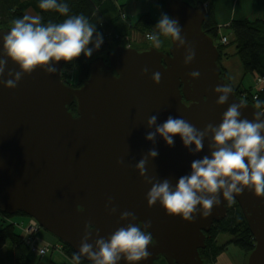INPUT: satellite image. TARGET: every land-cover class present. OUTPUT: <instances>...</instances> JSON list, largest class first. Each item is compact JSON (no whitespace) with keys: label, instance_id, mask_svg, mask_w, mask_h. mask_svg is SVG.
Listing matches in <instances>:
<instances>
[{"label":"water","instance_id":"water-1","mask_svg":"<svg viewBox=\"0 0 264 264\" xmlns=\"http://www.w3.org/2000/svg\"><path fill=\"white\" fill-rule=\"evenodd\" d=\"M164 11L180 28V39L169 37L167 52L115 47L106 59L88 64L87 78L75 88L61 80L66 62L50 61L54 72L38 67L9 89L6 82L15 80L20 69L4 51L10 28L0 29V60L6 61L0 75L1 213L33 219L75 254L85 236L98 250L97 240L107 241L118 229L136 224L153 237L149 255L139 264L159 259L203 264L199 250L205 248V234L225 218L228 200L218 194L220 203L209 215L198 205L191 220L183 221L167 215L159 202L150 206L146 196L153 184L165 180L175 188L191 174L193 161L211 158L213 133L207 131L200 152L194 145L186 148L179 136L172 146L159 135L153 141L146 136L169 117L205 132L208 125L222 123L232 104L239 106L240 120L262 122L264 111L238 99L233 90L224 104L218 103L223 93L216 87L230 86L221 77L217 47L202 30L206 5L167 0ZM156 72L159 82L152 79ZM152 116L157 119L150 128ZM152 150L155 158L149 155ZM234 197L254 241L246 264H264V197L250 188ZM124 212L131 215L123 217ZM80 258L93 264L87 255ZM117 264L129 262L121 258Z\"/></svg>","mask_w":264,"mask_h":264},{"label":"clouds","instance_id":"clouds-1","mask_svg":"<svg viewBox=\"0 0 264 264\" xmlns=\"http://www.w3.org/2000/svg\"><path fill=\"white\" fill-rule=\"evenodd\" d=\"M38 7L45 11L54 10L67 18L60 23L45 25L41 23V15L25 14L13 21L3 38V46L7 58L17 64L20 71L16 73L15 80L6 82L9 89L16 87L22 74H30L38 67L45 68L49 73L54 72L56 69L49 66L50 61L67 63L78 59L82 53L85 58L92 56L93 47L89 45L93 43L96 30L84 15L69 16L68 4L59 0H39ZM155 27L157 31L147 35L154 47L161 46V37L180 39L178 22L167 14L159 18ZM102 43L103 37L97 33L94 48L99 49ZM188 59L191 60L192 57ZM5 63L6 61L0 60V75L4 72ZM192 75L198 76L199 73L193 72ZM152 79L159 82L160 73H154ZM215 91L223 93L218 99V103L222 105L228 100V93L232 89L225 85L217 86ZM256 107H260L259 99ZM238 109L237 104H232L224 113L222 123L216 127L208 125L205 132L198 131L182 118L169 117L166 122L156 126L155 132L148 133V141H153L159 135L168 146H172L174 137L179 136L186 148L194 145L195 151L200 152L203 138L210 130L214 144L211 158L206 156L202 160L193 161L191 174L181 177L175 188L167 180L153 184L146 196L150 206L159 202L167 215L190 221L198 205L203 215H209L212 207L220 203L218 194L233 201L234 193L238 195L245 188H250L256 197H264V136L261 135L264 121L240 120ZM156 119V116H152L148 120L150 128L156 125ZM257 119L259 120V115ZM149 155L155 158L157 152L152 150ZM144 163L141 160L138 164L142 175ZM129 215V212L123 213V217ZM146 227H150V224ZM152 239L150 232L139 225L130 224L118 229L107 241L103 238L97 240L98 250H93L85 236L80 254H73L72 260L75 264H80V255L83 254L93 264H117L121 258L129 264H139L149 255L147 249Z\"/></svg>","mask_w":264,"mask_h":264},{"label":"trees","instance_id":"trees-1","mask_svg":"<svg viewBox=\"0 0 264 264\" xmlns=\"http://www.w3.org/2000/svg\"><path fill=\"white\" fill-rule=\"evenodd\" d=\"M160 1L164 6L167 0ZM183 1L196 5L198 3H206L208 0ZM59 2L68 4L70 9L69 16L84 15L96 30L93 35V43L89 45V47H93L92 56L85 58L82 54L78 59L66 63L62 68L61 80L70 87H78L87 78V66L94 59L99 57L106 59V54L115 47L133 48L130 42L132 31L141 33L144 38L145 35L157 31L155 26L159 21L158 19H153L150 15L144 14L132 24L122 12V6L116 4V0H59ZM38 4L39 0H0V29L11 28L13 21L27 14L29 10L35 15H41V23L45 25L48 23H60L67 18L54 10H41ZM211 12V10L208 11L202 30L213 39L219 51L218 62L221 68V77L226 83L228 82L227 84L232 88L234 95L238 99L252 105L259 111H264V20H253L251 22L248 20H233L227 26L226 36H224L223 33L221 35L218 34L220 29L217 26L213 12ZM123 16L125 17L124 19ZM105 28L108 33L104 30ZM97 33L105 38H103L104 41L99 49L94 48ZM221 38L227 40L226 44L220 43ZM161 39H164L165 44H167L166 46L164 45L163 49L168 47L169 37H161ZM229 46L232 47V52L228 50ZM147 48L149 47L146 46L140 49L136 47L133 49L145 50ZM235 59L237 65H235L236 71L234 73L236 75L239 73V77H242V80L239 85L232 87L228 81L225 62L231 65V61ZM73 70L76 73L77 82L75 84L70 83ZM245 77L252 78L254 80L253 85L244 86L242 81ZM258 80L263 81L261 89H257ZM257 99L260 101L259 108L256 107ZM69 111L75 112L73 105L69 108ZM226 209L225 218L212 225L210 238L204 243L205 248L199 250L200 258L203 257L201 259L203 264H216L217 258L226 251L228 245H234L243 251L246 259L253 250L254 241L238 205L232 201L227 204ZM17 215L24 216L23 214ZM11 217L0 212V245L7 247V255L13 264H31L29 256L33 253L29 245L11 223H6V220ZM219 236H228L229 239L225 243L219 244ZM54 240L60 243L61 252L65 256L66 261L50 260L47 264H75L72 260V256L75 253L60 241L55 238ZM51 252L52 250L48 253L51 254ZM48 253L45 256L49 255ZM80 264L86 263L80 258ZM154 264H166V262L163 259H159Z\"/></svg>","mask_w":264,"mask_h":264},{"label":"rangeland","instance_id":"rangeland-1","mask_svg":"<svg viewBox=\"0 0 264 264\" xmlns=\"http://www.w3.org/2000/svg\"><path fill=\"white\" fill-rule=\"evenodd\" d=\"M117 4L122 6L123 12L125 16L129 19V21L133 24L134 22L137 21V19L142 16V14H147L148 12L151 11L152 9V4L153 1L156 3L159 1V7L161 9V12L164 11V6L161 3L160 0H116ZM165 13V11L163 12ZM28 15H35L31 10L27 12ZM106 33H108L107 29L105 28ZM223 29H220L219 32L221 33H226V29L224 32H222ZM132 36L130 37V42L131 46L133 48L138 47L143 48V47H154L152 42L146 41L144 38V35L141 33H138L136 31H132ZM104 38V37H103ZM105 39V38H104ZM104 41V40H103ZM216 42V41H215ZM166 46L164 39H162V43L160 47H156L158 49H162ZM228 50L231 51L233 50L231 46L228 47ZM83 54V53H82ZM81 54V55H82ZM235 65H237V61L232 60L230 69L233 71V77H236V71ZM77 82L76 80V73L75 70L72 71V78L70 80L71 84H75ZM263 83H258L257 82V89H261ZM232 201H228L227 204H230ZM29 218L25 216H12L11 218H8L6 220V223H11L13 227H15L20 233L23 231L25 232L26 227L28 226ZM35 245L37 247H44L48 249L51 254L43 257V258H38L37 256L31 254L29 256V259L31 261V264H47L50 260L52 261H66L65 256L61 252V245L59 242H55L54 237L49 235L47 232L43 230L36 231L35 233ZM229 239L228 236H219L218 237V243L222 244L225 243ZM57 240V239H56ZM246 263V258L243 253L239 248L235 247L234 245H228L226 251L222 253L218 258L216 264H244ZM0 264H13L12 261L10 260V257L7 255V247L0 245Z\"/></svg>","mask_w":264,"mask_h":264},{"label":"crops","instance_id":"crops-1","mask_svg":"<svg viewBox=\"0 0 264 264\" xmlns=\"http://www.w3.org/2000/svg\"><path fill=\"white\" fill-rule=\"evenodd\" d=\"M159 4V1L157 3L153 1L152 9L147 13L153 19L159 20L163 15L164 11L161 12ZM206 5H208V11L211 10L213 12L217 26L219 29H223L222 32L225 31L224 29H226L233 20H264V0H208ZM218 34L221 35L220 32H218ZM223 35L226 36V33H223ZM230 52H232V50ZM225 66L228 81L232 87H236L241 83L242 77H239V73H237L238 75L236 78L232 76L233 72L228 62H225ZM253 83L254 80L250 77H245L242 81V84L248 87L253 85Z\"/></svg>","mask_w":264,"mask_h":264},{"label":"built area","instance_id":"built-area-1","mask_svg":"<svg viewBox=\"0 0 264 264\" xmlns=\"http://www.w3.org/2000/svg\"><path fill=\"white\" fill-rule=\"evenodd\" d=\"M124 18L125 17L123 16V19ZM145 38L147 41H149L147 39V35ZM149 42H151V41H149ZM226 42H227V40L225 38L220 39L221 44H226ZM257 82L263 83L262 80H258ZM36 231H39V227H38L37 223L34 220L29 219L28 226L26 227L25 232H23V231L21 232V236L23 237L25 242L29 245L31 252L33 254L40 256V257H43L48 253L49 250L44 248V247H37L35 245V240H36L35 233H36Z\"/></svg>","mask_w":264,"mask_h":264},{"label":"flooded vegetation","instance_id":"flooded-vegetation-1","mask_svg":"<svg viewBox=\"0 0 264 264\" xmlns=\"http://www.w3.org/2000/svg\"><path fill=\"white\" fill-rule=\"evenodd\" d=\"M155 48H156V47H155ZM156 49L159 50V51L167 52L168 49H169V46H168V47H165L164 49L162 48L161 50L158 49V48H156ZM209 238H210V232L207 233V234H205V241H206L207 239H209ZM205 241H204V243H205Z\"/></svg>","mask_w":264,"mask_h":264},{"label":"bare ground","instance_id":"bare-ground-1","mask_svg":"<svg viewBox=\"0 0 264 264\" xmlns=\"http://www.w3.org/2000/svg\"><path fill=\"white\" fill-rule=\"evenodd\" d=\"M212 13V12H211ZM209 15V14H208ZM216 21V20H215ZM251 22V21H250ZM223 70V69H222ZM228 83V82H227ZM240 88V87H239ZM221 224V223H220ZM207 244V243H206ZM201 256V255H200ZM203 257H201V259H202Z\"/></svg>","mask_w":264,"mask_h":264}]
</instances>
